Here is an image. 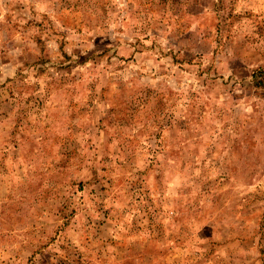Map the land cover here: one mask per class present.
I'll return each instance as SVG.
<instances>
[{
    "label": "rangeland",
    "instance_id": "obj_1",
    "mask_svg": "<svg viewBox=\"0 0 264 264\" xmlns=\"http://www.w3.org/2000/svg\"><path fill=\"white\" fill-rule=\"evenodd\" d=\"M0 264H264V0H0Z\"/></svg>",
    "mask_w": 264,
    "mask_h": 264
}]
</instances>
